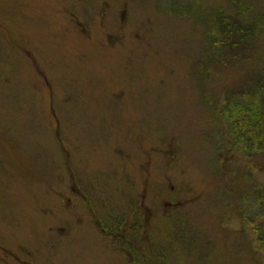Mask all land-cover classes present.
Listing matches in <instances>:
<instances>
[{"label":"rangeland","instance_id":"obj_1","mask_svg":"<svg viewBox=\"0 0 264 264\" xmlns=\"http://www.w3.org/2000/svg\"><path fill=\"white\" fill-rule=\"evenodd\" d=\"M238 1L263 29L215 60L232 0H0V264H127L94 222L128 209L144 264H264V154L219 113L264 75Z\"/></svg>","mask_w":264,"mask_h":264},{"label":"trees","instance_id":"obj_2","mask_svg":"<svg viewBox=\"0 0 264 264\" xmlns=\"http://www.w3.org/2000/svg\"><path fill=\"white\" fill-rule=\"evenodd\" d=\"M232 3L235 7L232 11L219 9L209 22L211 27L209 49L213 50L215 60L218 55L224 59L226 56L228 59L242 57L244 46L253 43V40L259 37L262 28L259 22L249 21L246 15L248 9L244 4L238 0H232ZM255 18L260 19L259 16ZM263 71L264 67L261 73ZM259 77L256 85L254 83L249 89L238 91L246 97L244 103L226 100L221 105L219 113L221 119L231 125V137L236 146H241L246 153L264 154V75L261 77L260 74ZM262 195L261 202L264 203V190ZM254 228L257 231L255 238L257 247L264 252V225L256 224Z\"/></svg>","mask_w":264,"mask_h":264},{"label":"flooded vegetation","instance_id":"obj_3","mask_svg":"<svg viewBox=\"0 0 264 264\" xmlns=\"http://www.w3.org/2000/svg\"><path fill=\"white\" fill-rule=\"evenodd\" d=\"M70 206H72L71 199H67ZM170 207H174L173 201H166ZM177 203V202H176ZM130 205L127 206V209ZM130 209L127 210L126 215L121 216V219L114 218L110 222L102 220L100 216L95 219L96 230L103 236L110 238L112 249L121 256V260H125L127 264H135L140 261L145 263L147 258L145 252H143L144 245H139L141 242L145 244L149 240V233L146 226L135 225L132 221L133 217H130ZM148 218H145V223L148 222ZM134 223V225H133ZM137 238V239H136ZM142 240H145L144 242ZM123 260V261H124Z\"/></svg>","mask_w":264,"mask_h":264}]
</instances>
